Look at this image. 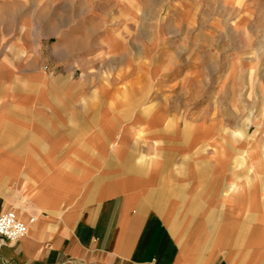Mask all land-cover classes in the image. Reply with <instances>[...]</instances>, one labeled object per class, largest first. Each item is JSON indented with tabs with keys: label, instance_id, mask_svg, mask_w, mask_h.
I'll list each match as a JSON object with an SVG mask.
<instances>
[{
	"label": "crops",
	"instance_id": "1",
	"mask_svg": "<svg viewBox=\"0 0 264 264\" xmlns=\"http://www.w3.org/2000/svg\"><path fill=\"white\" fill-rule=\"evenodd\" d=\"M45 3L19 51L0 54V214L36 218L17 241L0 235V264H264L259 135L239 147V130L207 123L226 119L144 91L188 67L164 39L142 44V26L174 20L111 14L109 0ZM112 54L132 70L108 84L95 70Z\"/></svg>",
	"mask_w": 264,
	"mask_h": 264
},
{
	"label": "rangeland",
	"instance_id": "2",
	"mask_svg": "<svg viewBox=\"0 0 264 264\" xmlns=\"http://www.w3.org/2000/svg\"><path fill=\"white\" fill-rule=\"evenodd\" d=\"M46 6L45 0H9L7 8H0V54L5 55L9 45H13L10 52L19 51L16 43L21 39L24 25L33 23L37 17H47L51 10ZM131 7L137 9L136 16L174 20L175 24L170 26H142V44L161 47L160 41L164 39L162 45L171 47L168 51L175 56V63L188 65L184 73L175 72L172 83L166 84L164 80L157 84L154 77L144 91L172 97L185 113L226 119L227 122L207 123L216 124L217 129L239 130V147L244 146L246 135L249 138L252 134L259 135L256 145H264V0H109L111 14ZM143 52L140 61L147 65L148 52L152 51ZM105 59L109 69L95 70L99 80L116 83L131 74L132 68L127 67L126 73L118 69L116 54ZM199 63L205 66L201 74L197 72ZM141 73L148 80L151 77ZM239 172L244 177L246 170L239 169ZM254 189L260 192L262 188L254 185ZM262 220L256 217L255 224L264 229ZM257 236H263L261 240H264V234Z\"/></svg>",
	"mask_w": 264,
	"mask_h": 264
},
{
	"label": "built area",
	"instance_id": "3",
	"mask_svg": "<svg viewBox=\"0 0 264 264\" xmlns=\"http://www.w3.org/2000/svg\"><path fill=\"white\" fill-rule=\"evenodd\" d=\"M35 220V217H30L24 221L15 210L5 211L0 214V235L9 241H17L28 234L29 225Z\"/></svg>",
	"mask_w": 264,
	"mask_h": 264
}]
</instances>
